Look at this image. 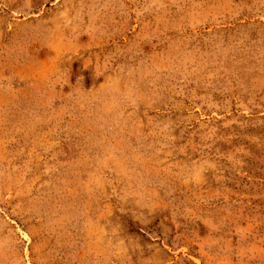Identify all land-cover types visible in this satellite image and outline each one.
<instances>
[{
    "label": "rangeland",
    "instance_id": "374dc122",
    "mask_svg": "<svg viewBox=\"0 0 264 264\" xmlns=\"http://www.w3.org/2000/svg\"><path fill=\"white\" fill-rule=\"evenodd\" d=\"M0 264H264V0H0Z\"/></svg>",
    "mask_w": 264,
    "mask_h": 264
}]
</instances>
